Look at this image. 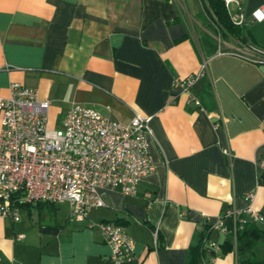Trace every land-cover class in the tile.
<instances>
[{
    "label": "crops",
    "instance_id": "0c3cea01",
    "mask_svg": "<svg viewBox=\"0 0 264 264\" xmlns=\"http://www.w3.org/2000/svg\"><path fill=\"white\" fill-rule=\"evenodd\" d=\"M262 3L241 0L246 23ZM247 25L245 42L257 44ZM245 42L222 34L200 0H0V97L12 83L36 90L49 129L74 104L122 123L149 118L154 171L135 196L106 190L88 213L125 228L124 264H186L201 238L218 247H203L198 264H264V224L244 215L239 255H219L236 240L211 229L227 212L264 216V66L238 56ZM200 71L196 107L173 83ZM69 209L39 202L18 222L0 218V264H112L101 232L69 222Z\"/></svg>",
    "mask_w": 264,
    "mask_h": 264
},
{
    "label": "built area",
    "instance_id": "2783aa9c",
    "mask_svg": "<svg viewBox=\"0 0 264 264\" xmlns=\"http://www.w3.org/2000/svg\"><path fill=\"white\" fill-rule=\"evenodd\" d=\"M232 23L245 27L241 0H222ZM252 23L264 24V3L250 14ZM238 56L264 66V42L245 43ZM202 71L174 80L173 87L187 94L186 103L199 107L192 88ZM49 102L34 89L12 83L9 96L0 97V218L20 220L21 208L33 203L69 204V222L97 228L110 247L112 264L133 259V241L122 225L88 220L91 208H102V192L119 190L135 196L138 183L155 168L149 152V118L135 114L128 123L102 116L94 109L74 104L59 128L49 129ZM264 130V120L261 122ZM229 155L228 150L223 151ZM264 182V158L256 163ZM264 224V216L247 209L227 212L211 229L231 232L233 240L248 221ZM230 221V226L226 223ZM22 239L23 235H18ZM203 247L217 244L202 241ZM21 264V263H18Z\"/></svg>",
    "mask_w": 264,
    "mask_h": 264
},
{
    "label": "trees",
    "instance_id": "16d2710c",
    "mask_svg": "<svg viewBox=\"0 0 264 264\" xmlns=\"http://www.w3.org/2000/svg\"><path fill=\"white\" fill-rule=\"evenodd\" d=\"M203 6V13L212 19L213 24L221 31L222 34H228L241 43L245 42V32L242 28L235 26L230 16L224 7L222 0H200ZM210 26V25H209ZM246 43V42H245ZM239 232L236 236L235 246L232 243H224L221 246V252L219 255H225L231 252L233 249L237 254H241L245 251L247 244L242 243V235ZM203 238L199 239L198 242L189 248V254L186 264H198L203 254ZM240 264H255L254 262L242 261Z\"/></svg>",
    "mask_w": 264,
    "mask_h": 264
},
{
    "label": "rangeland",
    "instance_id": "374dc122",
    "mask_svg": "<svg viewBox=\"0 0 264 264\" xmlns=\"http://www.w3.org/2000/svg\"><path fill=\"white\" fill-rule=\"evenodd\" d=\"M247 29L255 36L258 45L264 42V24L248 23Z\"/></svg>",
    "mask_w": 264,
    "mask_h": 264
}]
</instances>
